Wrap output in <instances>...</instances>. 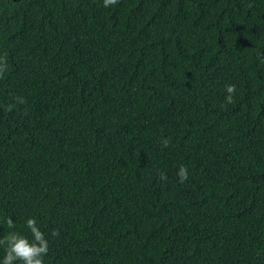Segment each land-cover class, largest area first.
<instances>
[{
    "label": "trees",
    "instance_id": "obj_1",
    "mask_svg": "<svg viewBox=\"0 0 264 264\" xmlns=\"http://www.w3.org/2000/svg\"><path fill=\"white\" fill-rule=\"evenodd\" d=\"M5 55L0 239L34 218L43 264H264V0H0Z\"/></svg>",
    "mask_w": 264,
    "mask_h": 264
},
{
    "label": "clouds",
    "instance_id": "obj_2",
    "mask_svg": "<svg viewBox=\"0 0 264 264\" xmlns=\"http://www.w3.org/2000/svg\"><path fill=\"white\" fill-rule=\"evenodd\" d=\"M103 6L109 8L116 5L119 0H102ZM7 69V59L5 56H0V77H2ZM225 91L227 93L225 97V103L231 104L234 102L233 97L236 93V86L228 84L225 86ZM17 104L25 103L22 97H16ZM16 105L9 104L6 106L7 111H11ZM164 147L168 146V141L165 139L163 141ZM179 182L184 183L188 179V169L186 166L181 165L179 167L178 173ZM161 180H166L167 176L164 173L160 174ZM26 227L30 230L32 234V240L29 241L25 236L11 231L3 239H0V244H6L5 255L0 264H43V257L47 255L49 250L48 240L45 238L44 233L40 231L37 226V222L34 218H28L25 222ZM7 226L9 229L15 227L11 218L7 219ZM53 237L59 235L58 230H53L51 232Z\"/></svg>",
    "mask_w": 264,
    "mask_h": 264
}]
</instances>
